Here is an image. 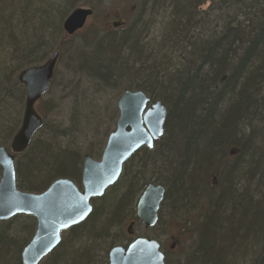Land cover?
<instances>
[{"label":"trees","instance_id":"trees-1","mask_svg":"<svg viewBox=\"0 0 264 264\" xmlns=\"http://www.w3.org/2000/svg\"><path fill=\"white\" fill-rule=\"evenodd\" d=\"M76 1L0 0V145L8 147L2 137L15 134L23 110L17 73L63 49L59 29ZM145 5L152 22L136 18L138 28L109 35L77 68L98 92L135 78L121 89L143 88L151 101L167 103L163 136L155 148L130 157L118 181L91 200L83 222L62 232L43 264H108L128 210L134 213L141 185L152 179L165 187L161 206L171 210H185L207 194L196 228L199 246L185 264H264V0H143L141 12ZM93 111L86 114L91 126L98 115ZM46 126L44 120L41 137L14 155L18 189L40 193L56 178L81 187V153L55 144L63 130ZM229 148L236 154L224 164ZM145 169L167 176L146 180ZM210 171L218 176L212 187ZM19 216L0 222V264H20L34 233L31 216L10 226Z\"/></svg>","mask_w":264,"mask_h":264},{"label":"water","instance_id":"water-1","mask_svg":"<svg viewBox=\"0 0 264 264\" xmlns=\"http://www.w3.org/2000/svg\"><path fill=\"white\" fill-rule=\"evenodd\" d=\"M90 8H78L63 21V30L72 35L82 28ZM123 21L113 22L114 28ZM57 54L40 65L26 67L17 80L25 86L26 95L19 129L12 136L9 150L0 145V221L15 215H30L36 220L31 240L21 251V264H39L60 242V233L83 222L90 214L91 199L100 197L119 178L123 164L139 148H151L163 134L166 109L160 101L151 102L141 91L126 90L117 99L118 118L109 133L99 160L89 155L83 158L80 190L71 180L57 178L41 193L24 192L15 182L14 154L22 153L41 128L43 119L35 109L46 93L53 77ZM150 104L146 108L147 104ZM164 196L159 185H148L136 202V220L153 227ZM133 221L127 227L133 235ZM108 264H165L159 243L152 238L137 237L126 246H114L108 251Z\"/></svg>","mask_w":264,"mask_h":264},{"label":"rangeland","instance_id":"rangeland-1","mask_svg":"<svg viewBox=\"0 0 264 264\" xmlns=\"http://www.w3.org/2000/svg\"><path fill=\"white\" fill-rule=\"evenodd\" d=\"M141 5H143V0H85V2L84 0H77L76 7L90 8L93 14L87 19L84 27L72 36H68L63 32L62 20L59 32L65 41H62L64 45V54H62L56 66V77H54L55 79L51 87L35 105L36 111L41 114L42 117L44 116L40 109L43 108L45 112L44 120L47 123L46 128L51 129L54 125H59L63 130V133H58L55 137V139L58 140L54 141L55 144H59L61 148L65 149L66 147L74 149L82 154H88L96 160L99 159L108 134L115 128V123L119 114L116 102L124 91V89H121L122 84L129 86L131 83L134 84L136 80L135 78L129 80L125 77V79L119 81V86H113L110 91L102 90L98 92V89L95 90L92 88V83L86 79V74L83 73L80 68H77V65L81 63L82 56L91 52L98 44L104 43L106 37L109 35L121 36L129 28H138L140 26V21L138 20L136 24H134L136 18L143 19L142 22H152L150 14H148L151 9L148 5H145L144 10L141 12ZM202 6H204V4H202ZM139 13L141 14L139 15ZM118 21H123L124 25L116 27L115 29L109 27L110 22ZM154 26L157 27V25ZM155 27L151 26V34H154L156 30ZM55 41V44H57L59 39H55ZM52 46L57 47L56 45ZM67 47L69 50H67ZM147 95L150 97L149 93ZM88 106L91 109L90 111L82 110L84 108L88 109ZM164 106L166 109H169L167 103H165ZM93 110H97L98 115L96 123H93L91 126L87 124L86 114H92L94 112ZM22 114L17 129L20 126ZM38 136L39 138L41 137V135ZM11 137L9 139L5 136L2 137L4 138L3 140L8 142V147ZM158 142L155 147L159 145ZM230 149L231 148L227 149L223 154L224 164L230 162L236 154V150H233L229 156L228 152ZM124 167L122 173H124L126 169ZM213 172L214 171H210L207 175L210 187L218 183V176ZM143 174L147 178L150 176L158 178V176H165V174L167 176V172L159 174L148 169H145ZM108 190H110V188H108L107 191ZM206 195L207 194H203L202 192L195 204L182 211L171 210L167 203L162 206L160 205L157 223L153 227H145L135 222L132 226L134 237H148L157 240L160 244V250L165 252L169 264H185V259L190 253H194L199 246L198 242L200 238L197 237L198 232L196 228L199 225L198 223L203 221L206 213ZM134 216L130 208L127 217L123 220L119 234L120 241L122 240V242L119 241V243L123 245L128 243L131 239L127 233V227L129 221L135 218ZM17 218L15 222L12 220V223H10L13 229L16 225L18 226L20 223L26 221L25 217L22 215ZM10 234H13V231H10ZM65 235L66 234L62 233L61 237L63 238ZM47 258L48 257H45L39 264H43ZM238 261L239 258L235 256V263Z\"/></svg>","mask_w":264,"mask_h":264},{"label":"bare ground","instance_id":"bare-ground-1","mask_svg":"<svg viewBox=\"0 0 264 264\" xmlns=\"http://www.w3.org/2000/svg\"><path fill=\"white\" fill-rule=\"evenodd\" d=\"M204 6H205V8H204ZM204 6H201L200 8H201V10H203L202 8H204V9H206V7L208 6V3H206V4H204ZM78 8H85V7H74L73 9H71L66 15H65V17H64V19H63V21L65 20V18L66 17H68L74 10H76V9H78ZM112 23L113 22H110L109 23V27H113V26H111L112 25ZM62 24H63V22H62ZM83 28V27H82ZM82 28H80V29H78L77 31H75L72 35H74V34H76L79 30H81ZM114 28V27H113ZM115 29V28H114ZM62 30H63V27H62ZM63 32L66 34V35H68L64 30H63ZM72 35H68V36H72ZM66 52V51H65ZM54 54H57V59H56V63H55V67H54V73H53V77H52V80H51V82H50V85H49V87H48V89H47V91H46V93L48 92V90H49V88L51 87V84H52V82H53V80H54V77H56V66H57V64H58V61H59V59L61 58V56H62V54H64V50L63 49H61V48H55L54 50H52L51 51V54L50 55H48L47 57H46V59H44L42 62H41V64L42 63H44L45 61H47L51 56H53ZM38 65H40V64H38ZM35 66V65H34ZM22 72V70H20L18 73H17V76H18V74L19 73H21ZM127 73H126V71H124L123 72V75H126ZM18 81V80H17ZM19 82V81H18ZM21 84V83H20ZM22 85V84H21ZM23 87H24V89H25V86L24 85H22ZM126 90H130V91H141V92H143V93H145V90L143 89V88H135V87H131V88H127V89H124V91H126ZM123 91V92H124ZM45 93V94H46ZM25 95H26V89H25ZM155 101H160V100H155ZM160 103H161V101H160ZM163 105V104H162ZM150 106V104L148 103L147 104V106H146V108H148ZM164 106V105H163ZM165 107V106H164ZM165 109H166V107H165ZM39 114V113H38ZM40 116H41V114H39ZM166 115H167V109H166ZM42 117V116H41ZM165 118H166V116H165ZM164 122H165V120H164ZM21 124V123H20ZM20 127V126H19ZM19 129V128H18ZM17 129V130H18ZM114 130V129H113ZM112 130V131H113ZM111 131V132H112ZM163 133H164V124H163ZM162 136H163V134H162ZM162 136L160 137V138H162ZM159 138V139H160ZM159 139H157V140H154V142H153V146L151 147V148H149V147H147V146H142L141 148H147V149H152V148H154L155 147V145L157 144V142L159 141ZM6 148V147H5ZM141 148H139L137 151H139ZM7 150H9V147H7L6 148ZM103 149H104V147L102 148V151H101V153H100V157H101V154H102V152H103ZM136 151V152H137ZM231 152H233V149H231V150H229V152H228V154H229V156H230V154H231ZM85 155H87V154H82L81 153V163H82V166H83V158H84V156ZM90 156V155H89ZM133 156V155H132ZM226 156V155H225ZM92 159H94L92 156H90ZM100 157H99V159H100ZM130 159V158H129ZM128 159V160H129ZM94 160H96V159H94ZM128 160H126L125 162H124V164H123V167H124V165L126 164V162L128 161ZM81 171H82V167H81ZM0 177H1V171H0ZM146 178V180H148L149 178H147V177H145ZM143 180V179H142ZM15 182H16V179H15ZM148 185H159V186H161L163 189H164V193H165V187L161 184V182H157L156 180H150V182L149 183H147L146 185L143 183L141 186L143 187V189H142V191L148 186ZM17 186V185H16ZM208 187H210L209 186V184H208ZM142 191H141V193H142ZM140 193V194H141ZM140 196V195H139ZM164 197V196H163ZM139 198V197H138ZM138 200V199H137ZM162 204V203H161ZM92 208H93V206H91ZM161 207V206H160ZM136 214V205H135V209H134V215ZM15 216H18V215H15ZM15 216H13V217H15ZM12 217V218H13ZM127 217V215L125 216V218ZM135 217V216H134ZM12 218H10V219H12ZM10 219H8V220H10ZM134 219V218H133ZM2 222H5V221H2ZM120 242H122V240L120 241ZM114 246H124L122 243H118V244H115V245H113L112 247H114ZM111 247V248H112ZM53 251V250H52ZM51 251V252H52ZM50 252V253H51ZM50 253L47 255V256H49L50 255Z\"/></svg>","mask_w":264,"mask_h":264},{"label":"flooded vegetation","instance_id":"flooded-vegetation-1","mask_svg":"<svg viewBox=\"0 0 264 264\" xmlns=\"http://www.w3.org/2000/svg\"><path fill=\"white\" fill-rule=\"evenodd\" d=\"M34 231H35V229H34ZM34 234V233H33ZM133 238H135L134 237V234L131 236V240L133 239ZM172 247H174V246H172ZM163 252V251H162ZM163 254H164V258H166V254H165V252H163Z\"/></svg>","mask_w":264,"mask_h":264}]
</instances>
